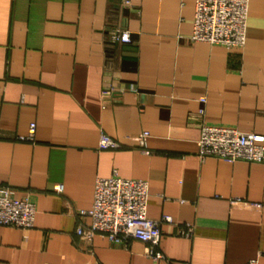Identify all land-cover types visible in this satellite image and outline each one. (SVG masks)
Segmentation results:
<instances>
[{
    "label": "crops",
    "instance_id": "1",
    "mask_svg": "<svg viewBox=\"0 0 264 264\" xmlns=\"http://www.w3.org/2000/svg\"><path fill=\"white\" fill-rule=\"evenodd\" d=\"M115 2L0 0V185L36 208L31 228L0 225V264H264V164L196 154L202 120L264 135V0H249L240 49L188 39L194 0H132L112 100L102 28ZM113 171L147 182L149 218L170 216L163 259L76 233Z\"/></svg>",
    "mask_w": 264,
    "mask_h": 264
},
{
    "label": "built area",
    "instance_id": "2",
    "mask_svg": "<svg viewBox=\"0 0 264 264\" xmlns=\"http://www.w3.org/2000/svg\"><path fill=\"white\" fill-rule=\"evenodd\" d=\"M132 0H117L108 6L107 19L102 28L104 49V88L112 100H119L123 94L116 76L113 50L117 44L131 41L128 29L127 10ZM249 0H194L192 28L188 39L192 42H206L225 48L240 49L245 44ZM202 103L205 102L201 98ZM203 108L198 112L202 117ZM35 125L29 126L28 134L20 140L32 141ZM148 132L144 131L139 146L145 147ZM197 156L236 162H260L264 164V135L244 132L234 126L211 124L202 120L196 141ZM116 143L102 135L100 148L115 147ZM61 192V185L55 186ZM148 184L142 179L120 177L115 171L108 177H97L94 181L92 206L79 210V216H88L87 226H78L76 233L85 241H90L93 233L116 244L137 240L146 244L145 254L153 260L163 259L158 250L159 223H171L170 216L163 215L158 220L146 215ZM36 208L27 194L16 198L12 190L0 185V225L28 229L33 226ZM180 233H185L181 231ZM243 264H259L257 258Z\"/></svg>",
    "mask_w": 264,
    "mask_h": 264
}]
</instances>
